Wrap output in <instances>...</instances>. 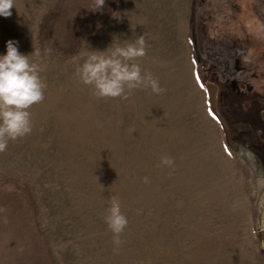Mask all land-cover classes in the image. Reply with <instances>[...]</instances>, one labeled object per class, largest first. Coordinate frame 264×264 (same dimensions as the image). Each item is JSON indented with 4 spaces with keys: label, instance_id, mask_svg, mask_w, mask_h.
<instances>
[{
    "label": "rangeland",
    "instance_id": "374dc122",
    "mask_svg": "<svg viewBox=\"0 0 264 264\" xmlns=\"http://www.w3.org/2000/svg\"><path fill=\"white\" fill-rule=\"evenodd\" d=\"M5 4L0 52L38 50L45 88L0 151V264H264V0ZM141 33L163 91L93 95L73 57Z\"/></svg>",
    "mask_w": 264,
    "mask_h": 264
},
{
    "label": "clouds",
    "instance_id": "9594fccd",
    "mask_svg": "<svg viewBox=\"0 0 264 264\" xmlns=\"http://www.w3.org/2000/svg\"><path fill=\"white\" fill-rule=\"evenodd\" d=\"M93 3L90 10L102 11L105 0H93ZM0 6L8 5L5 0H0ZM0 15H10V11L0 10ZM119 39L114 40L112 36L111 42L103 49H93L88 43L81 48L73 57L80 81L90 86L93 95L101 98L126 99L131 90L141 87L150 88L157 94L162 92L159 81L135 62L136 58L146 54L145 35L141 33L134 40L123 43ZM5 49L0 52V151L6 148L9 140H16L32 131L29 108L43 99L45 88L40 75L41 66L29 59L30 53L39 56L38 50L22 53L18 50V42L12 38L5 41ZM160 164L171 166L173 159L162 155ZM143 179L147 180V177ZM103 219L113 234V242L119 244L120 233L128 219L116 196L110 197Z\"/></svg>",
    "mask_w": 264,
    "mask_h": 264
},
{
    "label": "snow or ice",
    "instance_id": "6c2138e0",
    "mask_svg": "<svg viewBox=\"0 0 264 264\" xmlns=\"http://www.w3.org/2000/svg\"><path fill=\"white\" fill-rule=\"evenodd\" d=\"M203 87V85H201ZM209 115L213 117V119H219V117L216 116V114L212 111L211 108L208 109Z\"/></svg>",
    "mask_w": 264,
    "mask_h": 264
}]
</instances>
